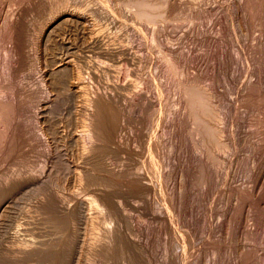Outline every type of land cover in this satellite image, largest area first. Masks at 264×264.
<instances>
[{
  "label": "rangeland",
  "instance_id": "obj_1",
  "mask_svg": "<svg viewBox=\"0 0 264 264\" xmlns=\"http://www.w3.org/2000/svg\"><path fill=\"white\" fill-rule=\"evenodd\" d=\"M0 42V264H264V0H0Z\"/></svg>",
  "mask_w": 264,
  "mask_h": 264
},
{
  "label": "bare ground",
  "instance_id": "obj_2",
  "mask_svg": "<svg viewBox=\"0 0 264 264\" xmlns=\"http://www.w3.org/2000/svg\"><path fill=\"white\" fill-rule=\"evenodd\" d=\"M0 46H1V42H0ZM6 74H7L6 73V67L2 63V60H0V101L6 100V98L10 99L13 96V92H12V89L10 87L11 85L8 82L9 76L7 78ZM201 95H200L201 101L198 99H194V102H195L194 105L198 107V109H197L198 114L201 112V110H203L202 109L203 105L201 106V103H202V96ZM16 102L18 103L19 107H22L23 104H25V99L24 100L19 99ZM200 108H201V110H200ZM13 110L14 109L11 108L10 106H4L0 103V122L2 123V125L6 126V133H7V135H10L9 137H11L10 142H8V144L10 143V145H9L10 147L7 146V149L9 148V151H12V152L15 150H18V148H20V146H22V147H24V145L26 146V144L21 145V142L24 141V139H25L22 136V135H25L24 133H26V132H24V133L22 132V131H24L23 128L25 126H23L24 124H22L21 121L18 122L16 120V117H15L16 113H15V111L13 112ZM99 115H100L101 121H103L104 124L109 125V123H108L109 117L107 116V114H105L104 112L101 111ZM8 141H9V139H8ZM24 142L26 143V141H24ZM21 150H23V149H21ZM10 156H12V153Z\"/></svg>",
  "mask_w": 264,
  "mask_h": 264
},
{
  "label": "water",
  "instance_id": "obj_3",
  "mask_svg": "<svg viewBox=\"0 0 264 264\" xmlns=\"http://www.w3.org/2000/svg\"><path fill=\"white\" fill-rule=\"evenodd\" d=\"M198 91L201 92L199 89H198ZM194 92L195 91H193L191 101L189 102V108H190L191 114L193 116H195V117H198V112H197L198 107L194 105L195 104V102H194V99H195Z\"/></svg>",
  "mask_w": 264,
  "mask_h": 264
}]
</instances>
